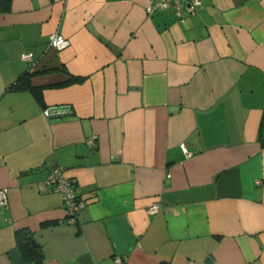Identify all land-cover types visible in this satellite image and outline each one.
Masks as SVG:
<instances>
[{
  "label": "crops",
  "instance_id": "obj_1",
  "mask_svg": "<svg viewBox=\"0 0 264 264\" xmlns=\"http://www.w3.org/2000/svg\"><path fill=\"white\" fill-rule=\"evenodd\" d=\"M152 1L0 10V264H39L19 234L41 264H264V0Z\"/></svg>",
  "mask_w": 264,
  "mask_h": 264
},
{
  "label": "built area",
  "instance_id": "obj_2",
  "mask_svg": "<svg viewBox=\"0 0 264 264\" xmlns=\"http://www.w3.org/2000/svg\"><path fill=\"white\" fill-rule=\"evenodd\" d=\"M196 0H187L183 4L180 0H153L145 10L148 14H152L157 11H167L173 13L178 19L183 17V12L192 13L195 10ZM69 44V41L63 36L53 33L49 36V45L56 49L62 50L66 48ZM25 61H31V54L25 53L23 56ZM43 114L46 117L59 116L67 114L65 111L60 109H44ZM93 139L87 141L88 145L92 144ZM183 152L190 156L191 153L188 152L187 148L182 146ZM37 188L41 192L48 190H54L60 192L64 204L68 212V221L71 223L75 222L76 215L79 209L84 207V202L78 198V195L75 191V185L72 181L66 176L65 171L62 167L54 166L52 167L46 177L40 180L37 184ZM7 205V192L5 188H0V206ZM157 205H152L149 208V212L153 213L157 210ZM117 264H120V260L116 259Z\"/></svg>",
  "mask_w": 264,
  "mask_h": 264
},
{
  "label": "trees",
  "instance_id": "obj_3",
  "mask_svg": "<svg viewBox=\"0 0 264 264\" xmlns=\"http://www.w3.org/2000/svg\"><path fill=\"white\" fill-rule=\"evenodd\" d=\"M9 1L10 0H0V10L5 9L6 5L9 3ZM59 116H61V115H59ZM72 183L74 184V182H72ZM30 241L31 240H27L24 238H23V240H20V234L18 235L17 243L20 246V249L22 250V253L26 257V259L34 260V261L36 260L39 264H41L40 251L37 247L32 245V243Z\"/></svg>",
  "mask_w": 264,
  "mask_h": 264
}]
</instances>
